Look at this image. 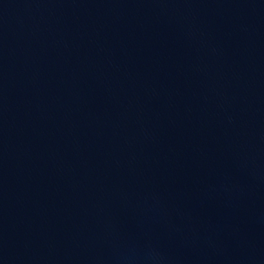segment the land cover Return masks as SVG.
I'll use <instances>...</instances> for the list:
<instances>
[{"label": "water", "instance_id": "obj_1", "mask_svg": "<svg viewBox=\"0 0 264 264\" xmlns=\"http://www.w3.org/2000/svg\"><path fill=\"white\" fill-rule=\"evenodd\" d=\"M0 264H264V0H0Z\"/></svg>", "mask_w": 264, "mask_h": 264}]
</instances>
